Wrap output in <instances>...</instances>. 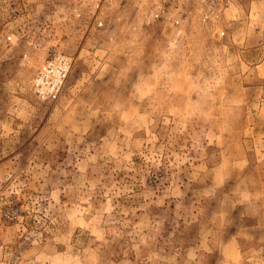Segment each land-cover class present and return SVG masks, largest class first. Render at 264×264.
<instances>
[{
  "label": "rangeland",
  "instance_id": "1",
  "mask_svg": "<svg viewBox=\"0 0 264 264\" xmlns=\"http://www.w3.org/2000/svg\"><path fill=\"white\" fill-rule=\"evenodd\" d=\"M151 5L0 0V264H264V0Z\"/></svg>",
  "mask_w": 264,
  "mask_h": 264
},
{
  "label": "built area",
  "instance_id": "2",
  "mask_svg": "<svg viewBox=\"0 0 264 264\" xmlns=\"http://www.w3.org/2000/svg\"><path fill=\"white\" fill-rule=\"evenodd\" d=\"M132 1L139 2V0ZM190 1L198 2L202 7L205 6L210 10L217 9V7L225 2V0H152L150 19H167L178 24L180 21L174 17L175 14L177 16L183 15L184 11L188 9ZM69 66L70 62L62 55L48 61L36 80L37 91L43 97L57 96Z\"/></svg>",
  "mask_w": 264,
  "mask_h": 264
}]
</instances>
